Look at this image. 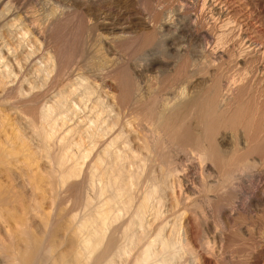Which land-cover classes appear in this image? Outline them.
Here are the masks:
<instances>
[{
    "label": "bare ground",
    "instance_id": "bare-ground-1",
    "mask_svg": "<svg viewBox=\"0 0 264 264\" xmlns=\"http://www.w3.org/2000/svg\"><path fill=\"white\" fill-rule=\"evenodd\" d=\"M17 1L0 0V264H197L199 256L211 264L213 232L236 222L245 180L264 177V46L228 19L223 1L177 0L197 9L189 31L206 42L204 61L183 44L176 62L132 66L133 53L109 55L110 47L146 48L177 22H146L138 40L124 12L102 21L109 36L100 30L97 40L85 20L52 9L42 23L29 0ZM194 15L215 24L195 31ZM230 35L242 42L236 57L233 43L222 45ZM228 57L225 70L241 68L236 78L222 73ZM45 79L50 94L40 102Z\"/></svg>",
    "mask_w": 264,
    "mask_h": 264
},
{
    "label": "rangeland",
    "instance_id": "rangeland-1",
    "mask_svg": "<svg viewBox=\"0 0 264 264\" xmlns=\"http://www.w3.org/2000/svg\"><path fill=\"white\" fill-rule=\"evenodd\" d=\"M30 2V5L32 6V9H34L36 12L34 13L35 14V16L37 15V17H39V19H40V21H42V23H44V20H45V22H47V20H48V17H47V15L49 16L50 14H52V12L56 9L57 11H56V13L57 12H59V10H60V13H57L56 15L57 16H60L62 13H64V14H62L61 16H60V18H66V15L68 16V15H70L69 17H67V18H70L71 19V21L73 22V23H76L77 21L76 20H78V19H82V21L84 22V20H85V22L84 23H86V22H88V24L86 23V25H87V27H88V31H87V35H91L92 34V38H95V39H100V38H98L99 37V35L98 34H100V33H102L101 35H100V37H102V36H104L106 33H107V35L109 36V31H110V29H107V28H104V23H102V21H104V20H106V22H108L109 20H110V23H112V22H115V19H116V17H118V15H120V14H122V13H124V12H127V18H128V20H127V18L125 19V23L126 24H130V21L132 22V24L131 25H134V26H132V27H130V29H128L129 31L131 30V31H135L136 33H134V35L135 34H137L135 37H137L138 38V40H142L143 39V34H144V29L145 28H143L142 26H143V24L144 23H150V24H154V20H155V26L157 25V27L158 26H160V25H162V23L163 22H165L166 20H169V18H172V21L173 22H177V23H174V25H173V27H172V29H170L171 30V32L169 31V33L167 32L166 34L167 35H162V33H158V34H156L157 35V37H156V39L154 40V43H152L151 45H146L145 47L146 48H144V45H143V47H142V49L140 48L141 47V43H140V41L138 42L139 44V47L137 46V47H135V48H133V47H130V48H127V49H129V50H127L126 48H118V45H117V47H115V45H113L115 48H111L110 47V50H109V53L111 52V54H109V55H112L113 53H115V54H113V55H117V53L118 54H120L119 56H121V58L122 57H124L125 58V56H127V55H131L132 53V56L129 58V57H126L125 59L126 60H128V59H130L129 61L131 62V64H133L132 66H138V64H139V66H140V64L142 65V64H145L146 63V61H148L149 59H152V58H157V57H162V58H164V59H166L167 60V58L166 57H168V60L170 59V61H173V62H176V61H178L179 60V58L181 57L180 56V54H178V53H176L177 51L175 50V48H177V46L179 47V45H183L184 46V48H188V50H187V52H194V60H197V61H199L200 63H202L203 61H204V58H205V56L203 57V53H202V51L204 50V49H202V48H204L205 46H206V42H203L202 40H200V39H195L194 37L191 39V30L189 31V29H190V26H192V24H190V14H193V13H197V9L196 8H193V6H192V4H190V5H187V4H185V6H180L179 7V5H181V4H179L181 1H177V0H152V2H154L153 4H155V5H152L151 7L150 6H146V4L144 3V0H112V1H110L111 3H109L108 2V0H105L106 1V4H105V1L104 0H29ZM75 1V2H74ZM99 1V2H98ZM117 1V2H116ZM124 1V2H123ZM141 1V2H140ZM142 1H143V3H142ZM157 1V2H156ZM160 1V2H159ZM171 1V2H170ZM222 1H223V4H225V7L227 8V10H228V13L230 12V14L228 15V19H230V20H232V21H235L237 24H239L238 25V27H241V30L244 32V34L248 37V38H250V39H254L256 42L258 41L262 46H264V0H219V2H221L222 3ZM15 2L17 3L18 1L17 0H15ZM26 2V0H24V3ZM73 2V3H72ZM88 2H89V4H88ZM94 2H96V3H94ZM113 2V3H112ZM71 3V4H70ZM78 3V4H77ZM93 3V4H92ZM101 3H104V4H101ZM109 3V4H108ZM123 3V4H122ZM15 4V3H14ZM18 4H20L19 2H18ZM108 4V5H107ZM145 4V5H144ZM179 4V5H178ZM48 5V6H47ZM113 5V6H112ZM34 6V7H33ZM54 6V7H53ZM145 6V7H144ZM189 6V7H188ZM191 6H192V8H191ZM53 7V8H52ZM56 7V8H55ZM89 7V8H88ZM94 7V8H93ZM175 7V8H174ZM194 7H195V5H194ZM127 8V9H126ZM174 8V9H173ZM52 9H54V10H52ZM177 11H176V10ZM180 9H182V11L180 10ZM189 9V10H188ZM84 10V11H83ZM164 10V11H163ZM190 12H188V11ZM49 11H51V12H49ZM83 11V12H82ZM87 11H89V12H87ZM163 11V12H162ZM173 11H175V12H173ZM179 11V12H178ZM187 11V12H186ZM194 11V12H193ZM199 11V10H198ZM45 12V13H44ZM129 12V13H128ZM171 12H173V13H171ZM176 12H178L179 14H177L176 15ZM181 12V13H180ZM182 12H183V14H182ZM184 12H185V14H184ZM39 13V14H38ZM68 13H70V14H68ZM132 13V14H131ZM188 13V14H187ZM75 14L77 15V16H75ZM128 14H129V17H128ZM130 14H131V18H130ZM137 14V15H136ZM166 14V15H165ZM181 14V15H180ZM105 15V16H104ZM135 15V16H134ZM174 15V16H173ZM184 15V16H183ZM42 16H45L46 18L43 20V18H42ZM63 16V17H62ZM65 16V17H64ZM86 16V17H85ZM105 18H107V19H105ZM171 16V17H170ZM176 16H177V18L178 19H174L173 20V18H176ZM178 16H180V17H178ZM183 16V22L181 21L182 19H181V17ZM230 16V17H229ZM232 16V17H231ZM36 17V18H37ZM50 17H51V15H50ZM49 17V20H52L51 18ZM72 17H73V19H72ZM186 17H187V19H186ZM78 18V19H77ZM159 20H157V19ZM189 18V19H188ZM203 18V19H202ZM201 18V20L203 21H196L195 20V15H194V22L196 21V23H194V30L196 31L197 29H200V27L202 28H205V27H208L209 25L212 27V25L211 24H213L214 23V20H209V19H207V17H202ZM205 18V19H204ZM231 18H233V19H231ZM90 19H91V21H90ZM109 19V20H108ZM133 21H132V20ZM154 19V20H153ZM164 21H163V20ZM86 20H88V21H86ZM108 20V21H107ZM122 21V22H123ZM157 21V22H156ZM186 21V22H185ZM209 21V22H208ZM239 23H238V22ZM51 22V21H50ZM72 22H70L71 23V25L68 27V31L70 32V29H72ZM95 22H100V23H98V25H97V23H95ZM105 22V21H104ZM135 22H138V24L136 25L135 24ZM183 24H182V23ZM54 23V22H53ZM69 23V24H70ZM83 23V24H84ZM89 23H91V24H89ZM134 23V24H133ZM95 25V26H93V25ZM182 24V25H181ZM188 24V25H187ZM215 24V23H214ZM213 24V25H214ZM140 25V26H139ZM142 25V26H141ZM175 25L177 26V27H180V28H184V32L182 31V30H178L179 32L180 31H182V32H178L177 30H176V32L174 33L173 31H175V29H176V27H175ZM179 25H181V26H179ZM100 26H101V28H100ZM106 26H108V25H106ZM110 26H112V25H110ZM136 26V27H135ZM188 26V27H187ZM209 26V27H210ZM232 26V25H231ZM97 30V31H94L95 29ZM96 27H99V28H96ZM186 27V28H185ZM230 27V26H229ZM70 28V29H69ZM133 28H136V29H133ZM143 28V29H142ZM152 28V27H151ZM259 28V29H258ZM261 28V29H260ZM105 29V30H104ZM133 29V30H132ZM142 29V30H141ZM209 30H210V28H208ZM91 30V31H90ZM100 30L102 31L103 30V32H100ZM107 30V31H106ZM109 30V31H108ZM211 30H212V28H211ZM210 30V31H211ZM246 30V31H245ZM259 30H261V32H259ZM263 30V31H262ZM105 31H106V33H105ZM189 31V34L187 33ZM194 31V32H195ZM258 33H257V32ZM89 32V33H88ZM100 32V33H99ZM178 32V33H177ZM212 32V31H211ZM105 33V34H104ZM171 33V34H170ZM184 33V34H183ZM260 33V34H259ZM104 34V35H103ZM141 34V35H140ZM178 34H180V35H178ZM95 35V36H94ZM189 35V36H188ZM237 35V34H236ZM244 35V36H245ZM106 36V35H105ZM104 36V37H105ZM167 36V37H166ZM179 37V38H178ZM189 37V38H188ZM232 37H234V38H232ZM237 36H232V35H230L229 37H226L225 38V40L223 41V43H222V45L223 44H228V46H227V44L226 45H224L225 46V48L226 47H228V48H231V45H233L234 44V46H233V49L231 48V53H232V55H233V57H236L238 54L237 53H239L240 52V50L242 51V42L240 41V39H238V37L236 38ZM139 38H141V39H139ZM164 38H165V40H164ZM180 38H182V39H180ZM186 38V40H187V38H188V40L186 41V40H184ZM180 39V40H179ZM193 39H195V41L193 40ZM230 39V40H229ZM228 40V41H227ZM236 40H238V41H236ZM191 41H194V42H192V44H191ZM198 41L199 42H201V44H199L198 43ZM227 41V42H226ZM239 41H240V43H239ZM175 42V43H174ZM186 42V43H185ZM203 42V43H202ZM224 42H226V43H224ZM102 43H103V41H102ZM120 43V42H119ZM165 43H166V45H165ZM172 43H174L175 44V46H173L171 49H167V48H169V45H171ZM178 43V44H177ZM181 43V44H180ZM197 43V44H196ZM233 43V44H232ZM236 43L238 44V45H236ZM101 44V43H100ZM161 44H163L162 46H161ZM189 44H190V46H189ZM205 45V46H201V45ZM230 44V45H229ZM239 44H241L240 46H239ZM98 45H99V43H98ZM104 45V44H103ZM103 45H100V46H102L103 47ZM153 45V46H152ZM186 45V46H185ZM221 45V46H222ZM100 46H98V47H100ZM106 46H108V45H105V48H106ZM112 46V47H113ZM132 46H134V45H132ZM189 46V47H188ZM192 46V47H191ZM194 46V47H193ZM152 47V48H151ZM167 47V48H166ZM105 48H101V50L102 51H104L103 49H105ZM108 48H109V46H108ZM117 48V49H116ZM161 48V49H160ZM166 50H165V49ZM190 48V49H189ZM193 48V49H192ZM112 49H116L115 51L114 50H112ZM122 49H124V50H122ZM130 49L133 51H130ZM141 49V50H140ZM193 51H192V50ZM117 50H118V52H117ZM122 50V51H121ZM125 50H126V52H127V55H126V53H125ZM199 50V51H198ZM114 51V52H113ZM124 51V52H123ZM142 51H143V53H142ZM238 51V52H237ZM107 52V49H105V53ZM135 52V53H134ZM145 52V53H144ZM172 52V53H171ZM234 52V53H233ZM108 53V52H107ZM124 55H122V54ZM129 53V54H128ZM151 53V54H150ZM200 53V54H199ZM142 54V55H141ZM171 54V55H170ZM175 54H177V55H175ZM201 54H202V57L201 58H199L200 56H201ZM143 55H145V56H143ZM172 55H174V57L172 56ZM200 55V56H199ZM210 55H214V53L212 54H210ZM141 56V57H140ZM171 56V57H170ZM176 56H177V58H176ZM133 57V58H132ZM137 57V58H136ZM195 57H196V59H195ZM122 59V60H125V59ZM135 58V59H134ZM143 58V59H142ZM174 58H176V59H178V60H174ZM132 59V60H131ZM145 59H146V61H145ZM148 59V60H147ZM200 59V60H199ZM201 59H202V61H201ZM233 59V58H227L226 60H225V62H226V66H225V64L223 65V69H224V71H225V73H224V71L222 70V69H220V71L224 74V77L226 76H234L235 78L236 77H238L239 76V72H240V70L239 69H241V68H237V67H233V68H229L227 71L225 70V68L224 67H228L230 64H231V60ZM134 60V61H133ZM29 62H30V60H29ZM138 62H140V63H138ZM143 62H145V63H143ZM229 62V63H228ZM135 63H137V65L135 64ZM144 67V66H143ZM231 67V66H230ZM146 68V67H145ZM236 68V69H235ZM13 69H17V66L14 68V64H13ZM238 69V70H237ZM15 72H17V71H15ZM145 72H147V71H145ZM238 72V73H237ZM228 73V74H227ZM33 74H35V73H33ZM82 74H84L85 76H87V74H85V73H82ZM145 74H147V73H145ZM150 74V72H148V77L149 78H151L150 80H152V78H157L156 77V75L157 74H155V76L154 75H152V74H150V75H152V76H150L149 75ZM42 75V74H41ZM81 75V74H80ZM84 75H83V77H84ZM29 76V75H28ZM32 76V80H36V81H34V82H39V84L42 82L41 80H39V75H31ZM30 76V77H31ZM33 76H35V77H33ZM158 76V75H157ZM160 76V75H159ZM158 76V77H159ZM45 77V76H44ZM44 77H41L40 79H44ZM77 77V76H76ZM76 77H74V78H76ZM79 77H82V75L81 76H79ZM82 77V78H83ZM89 76H87L86 78L89 80L90 78L92 79V77H89ZM144 77H145V75H144ZM49 78V77H48ZM47 78V79H48ZM85 78V77H84ZM90 79V80H91ZM21 80V79H20ZM38 80V81H37ZM93 80V79H92ZM144 80H146V78H144ZM149 80V82H151ZM18 80H16V82H17ZM48 81V80H47ZM15 82V83H16ZM44 82H45V84L46 85H44ZM44 82H43V87H42V85H41V87L43 88L42 90L44 91L45 90V92L47 93V95L45 96V94H44V92L43 93H40L42 96H40V94H39V92L41 91V87L39 88V86L40 85H38V84H36L37 86H38V91L39 92H37V90H36V92L39 94V96H38V99L41 97H43V96H45V97H43L42 99L40 98V102L43 100V99H48L49 98V86H50V80H49V82H46V79L44 80ZM97 82V84H98V82L99 81H96ZM153 82V81H152ZM151 84V83H150ZM16 85V84H15ZM13 86L12 88H11V90L14 88V87H16V86ZM110 85H111V87H110ZM47 86V87H46ZM49 87V88H48ZM108 87H109V89H114V91H115V86H113V84L112 83H110V82H108ZM108 87L106 88V89H108ZM45 88V89H44ZM47 88V89H46ZM103 88V90H105L104 89V87H102ZM101 88V89H102ZM8 89H10V88H8ZM37 89V88H36ZM111 89V90H112ZM166 90H168V88H166V89H164V90H162L163 92L161 93L162 94V96H164V94H165V91ZM0 92H1V88H0ZM51 92V91H50ZM172 91H169L168 90V93H167V91H166V94H165V96H167V94H169V93H171ZM9 92L7 91V92H5V91H3L2 93H1V95H7ZM36 93V94H37ZM117 92H115V94H116ZM33 94H35V93H33ZM35 94V95H36ZM164 96V97H165ZM103 99H105V98H103ZM105 102H106V100H104ZM252 101V100H251ZM37 103H39V102H37ZM107 103V102H106ZM248 104V103H247ZM254 105V100H253V102H249V104L247 105V106H253ZM6 108H9V107H7V106H5ZM83 109V108H82ZM11 114V113H10ZM251 116V113H249V115H248V117H250ZM251 118V117H250ZM228 132V131H227ZM229 134H230V132H228ZM228 134V136L230 137V135ZM146 151H145V149H144V153H145ZM143 153V154H144ZM172 154V153H171ZM146 155V154H145ZM259 179V178H258ZM258 179H249V181L248 180H245L246 182H244L243 183V187H242V192H241V195H240V198H242L241 200H240V202L238 203V207H237V210L234 212V217L235 216H237V220H236V222L234 221H232V223L229 225V226H226L225 228H222V227H218V228H216L215 227V224H218L217 222L219 221H217L216 219L218 218V219H220L218 216H215L214 214H213V216L211 217L210 216V218L211 219H208V222L206 221V225H207V227L209 228L210 227V225H211V227H210V231H215V229L214 228H216V231L219 229V231L220 232H213V234L214 235H216L217 237H216V239L218 238V240H216V243H214V244H216V245H214V246H216V248H215V250L216 251H218L219 253H216L218 256H216V254H215V256L216 257H214L213 259H211V264H264V177H262V178H260V180H258ZM246 186V187H245ZM261 198H259V197ZM256 197V198H255ZM165 205H166V207L162 210L163 212L166 210V208H168L169 206V204H166V203H164ZM163 204V205H164ZM168 206V207H167ZM164 206H162V208H163ZM240 207V208H239ZM239 208V209H238ZM241 212H239V211ZM236 212H237V214H236ZM239 212V213H238ZM188 215V214H187ZM186 215V217H185V219H183V221H185L186 222V220H187V216ZM172 216H173V214H172ZM214 217H216V218H214ZM212 218H213V220H212ZM210 220H212V221H210ZM213 222V223H212ZM212 223V224H211ZM214 224V225H213ZM221 224V223H220ZM213 225V226H212ZM217 226V225H216ZM212 229V230H211ZM225 230V231H224ZM211 232V233H212ZM227 232V233H226ZM216 233V234H215ZM224 233V235L226 236V237H221V236H223L222 234ZM226 233V234H225ZM236 233V234H235ZM219 234H221L220 236H219ZM233 237H232V236ZM219 236V237H218ZM197 264H204L203 263V259H202V256L200 257H198L197 258ZM220 261V262H219Z\"/></svg>",
    "mask_w": 264,
    "mask_h": 264
},
{
    "label": "clouds",
    "instance_id": "clouds-1",
    "mask_svg": "<svg viewBox=\"0 0 264 264\" xmlns=\"http://www.w3.org/2000/svg\"><path fill=\"white\" fill-rule=\"evenodd\" d=\"M184 98H186V97H183V96L181 97V99H184Z\"/></svg>",
    "mask_w": 264,
    "mask_h": 264
}]
</instances>
